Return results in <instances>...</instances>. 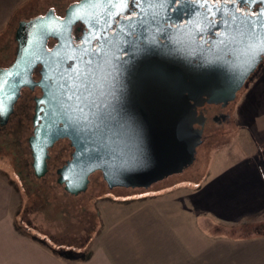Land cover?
<instances>
[{
	"label": "water",
	"instance_id": "obj_1",
	"mask_svg": "<svg viewBox=\"0 0 264 264\" xmlns=\"http://www.w3.org/2000/svg\"><path fill=\"white\" fill-rule=\"evenodd\" d=\"M128 1L80 0L66 9L64 17L50 9L22 21L16 31L15 60L0 68V104L4 109L0 126L8 124L22 90L39 87L42 96L36 99L34 129L28 140L32 166L38 178L45 176L50 150L59 140L67 139L73 152L57 170L58 183L74 196L88 190L97 172L109 189H147L183 173L195 162L202 142L205 117L198 109L206 103L226 106L233 102L263 59V55L257 57L250 67L240 52L231 53L229 59L222 50L226 45L221 44L223 35L214 43L212 58L200 50L195 54L190 43V51L185 48L181 53L171 35L166 43L159 41L160 36L173 32L164 26L170 20L164 19L152 20L162 30L142 50L126 48V42L115 40L110 29ZM257 2L262 9L256 17H237L226 25L222 10L212 16L220 18L218 28L221 26L223 33H232L237 26L244 29L249 21H264V0ZM148 20L143 10L134 21ZM198 20L201 17H190L188 28L193 30ZM78 23L86 30L76 43L73 31ZM52 39L56 43L50 47ZM123 52L128 55L122 57ZM87 60L92 61L100 86L98 118L90 125H85L78 113L56 103L60 85L71 83ZM39 67L40 79L36 81L34 72Z\"/></svg>",
	"mask_w": 264,
	"mask_h": 264
},
{
	"label": "rangeland",
	"instance_id": "obj_2",
	"mask_svg": "<svg viewBox=\"0 0 264 264\" xmlns=\"http://www.w3.org/2000/svg\"><path fill=\"white\" fill-rule=\"evenodd\" d=\"M77 1L23 0L24 7L0 25V68L15 60L22 21L50 9L62 13ZM32 97L25 90L8 124L0 126V178L11 187V233L41 249L38 264H88L100 255L119 264L130 258L143 264L144 249L159 252L163 242L173 239L182 247L199 248L258 241L238 238L264 231V65L235 102L210 112L195 162L147 189H109L97 172L86 192L69 194L57 173L71 158L67 142L52 148L48 172L38 178L28 141L33 134ZM219 113L227 119L213 121ZM193 226L196 243L188 232ZM4 234L1 230L0 238ZM10 242L14 237L8 240V248H13ZM3 249L0 244V252ZM12 253L7 258L14 261ZM21 260L36 264L25 255L18 257Z\"/></svg>",
	"mask_w": 264,
	"mask_h": 264
},
{
	"label": "flooded vegetation",
	"instance_id": "obj_3",
	"mask_svg": "<svg viewBox=\"0 0 264 264\" xmlns=\"http://www.w3.org/2000/svg\"><path fill=\"white\" fill-rule=\"evenodd\" d=\"M79 1L80 0H78L77 2ZM208 9H212V11L210 12L208 11ZM216 9L222 10L223 14L226 16L225 21L228 20L227 22L230 23L231 20L236 21L237 17H256L262 9V4L258 3L257 0H236V2L234 3H215V0H208L207 3L201 4H192L190 0L182 4H173L171 0H129L128 6L125 7V12L117 17L116 22L110 29V34L114 36L115 40L117 39L119 41L126 42L123 43L125 44L124 47H131L135 51H138L142 50L151 41L152 36L156 37L158 31L162 30V26L158 23L153 22L152 20H159V22L161 19L170 20V22H166L164 26L171 28L173 32L172 34L166 33L165 37L160 36V42L166 43V37L171 35L175 38L177 44L181 46V53L185 52V48L190 51L187 46V44L190 43L193 45L192 51L195 52V54L196 51L198 52V50H200L204 53H207L208 57L210 56V58H212L213 46L214 43L219 40L218 37L223 35L222 40H224L226 35H233L236 33V31L230 33L231 31L228 30L223 33L221 30V26L218 28V25L222 24L220 22V18L216 19L212 16L214 15V13H216ZM143 10H145V12L149 16L148 22H135V18H138ZM65 11L66 10L57 15L59 17H64ZM190 17H196V20L198 17H201V20L197 21V24L195 25L193 30H190L187 26L189 24L188 19ZM233 17H235V19H233ZM131 20L133 21L129 22ZM228 27H230V25ZM85 30L86 26L82 23H78L74 27L73 34L76 39V43L80 42L79 38L84 35ZM55 43V40H50V47H52ZM98 44L99 40H96L95 46H97ZM238 47H241V45L226 43L222 50L226 53L228 58L231 59L239 52L237 51ZM231 53H233V56ZM127 55L128 52L122 53V57H126ZM191 60H194V63H198V59ZM263 65L264 55L262 61L254 71V73L251 74L249 79L253 78ZM39 70L40 67L34 72V79L36 81L40 79ZM25 90H29L33 93L32 100L34 102L35 115L36 99L42 96V90L39 87H36L33 90L24 88L21 92V97ZM240 91H238L237 96L239 95ZM20 99L18 100V102L20 101ZM235 100L233 102H235ZM18 102L15 105V108L18 105ZM229 104L223 106L222 104L206 103L203 107H200L198 109L199 113H203L205 117L204 126L202 128H204L210 121V112H212L214 107L226 108L227 106H229ZM34 115L32 117V126ZM219 115H214L211 119L216 122H221L227 119V115L223 113H219ZM196 127L200 126L196 125ZM60 142H67L70 145V142L67 139H62L59 140L54 145V147ZM71 149L72 154L73 148L71 147Z\"/></svg>",
	"mask_w": 264,
	"mask_h": 264
},
{
	"label": "crops",
	"instance_id": "obj_4",
	"mask_svg": "<svg viewBox=\"0 0 264 264\" xmlns=\"http://www.w3.org/2000/svg\"><path fill=\"white\" fill-rule=\"evenodd\" d=\"M23 0H0V25L4 20L16 13V10L20 9ZM10 198L11 187L5 183V180L0 178V231L4 230V238H0V244L4 246L2 252H0V264H21L18 261V257L21 258L25 255L26 259H36V264L40 258L41 249H34L33 244L28 240L18 237L11 233V216H10ZM239 218V217H238ZM236 218V219H238ZM195 227L189 228L191 239L197 240V232H194ZM200 237V235H198ZM14 237V242H10L8 248V240ZM257 242L251 244L235 243L233 247L224 246L222 248H199L198 246L182 247L177 240L173 239L170 243L163 242L159 252H153L152 249H144L141 253L143 264H264V231L251 236H244L238 238V240L254 239ZM5 241V242H2ZM263 241V242H261ZM261 242V243H260ZM208 243V242H207ZM211 244V243H210ZM259 244V245H258ZM169 245V246H168ZM197 247V248H196ZM16 259L12 261L7 258L14 255ZM20 253V254H18ZM14 256V257H15ZM109 258V259H108ZM104 258V255L98 256L93 263L88 264H119L114 262L111 257ZM108 260V261H107ZM136 258H130L131 262L126 264H139L140 262H134ZM133 262V263H132Z\"/></svg>",
	"mask_w": 264,
	"mask_h": 264
},
{
	"label": "snow or ice",
	"instance_id": "obj_5",
	"mask_svg": "<svg viewBox=\"0 0 264 264\" xmlns=\"http://www.w3.org/2000/svg\"><path fill=\"white\" fill-rule=\"evenodd\" d=\"M173 4H182L188 0H171ZM192 4L207 3L208 0H190ZM229 3L236 2V0H215V3ZM212 11V9H208ZM220 13V9L215 10ZM264 15V12L261 13ZM235 19V17H233ZM227 21L225 24L227 25ZM236 44L242 45L238 47L243 56L246 57L245 63L251 66L257 57L264 55V21L251 22L244 25V29L237 26L236 33L233 35H226L221 44ZM92 61L87 60L83 62L82 67L75 76L71 79V83L61 84L59 95L56 103L70 109L79 114L80 119L85 125L92 124L98 118V109L100 107L97 103V90L100 87L97 80L96 70L91 66ZM102 95V92L100 93ZM44 103V101H41ZM3 105L0 104V114H3ZM91 118V119H90Z\"/></svg>",
	"mask_w": 264,
	"mask_h": 264
}]
</instances>
